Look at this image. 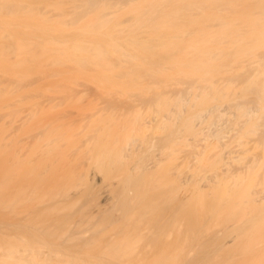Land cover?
Returning a JSON list of instances; mask_svg holds the SVG:
<instances>
[{
  "label": "bare ground",
  "instance_id": "6f19581e",
  "mask_svg": "<svg viewBox=\"0 0 264 264\" xmlns=\"http://www.w3.org/2000/svg\"><path fill=\"white\" fill-rule=\"evenodd\" d=\"M0 208V264H264V0H0Z\"/></svg>",
  "mask_w": 264,
  "mask_h": 264
},
{
  "label": "rangeland",
  "instance_id": "374dc122",
  "mask_svg": "<svg viewBox=\"0 0 264 264\" xmlns=\"http://www.w3.org/2000/svg\"><path fill=\"white\" fill-rule=\"evenodd\" d=\"M89 206V205H88ZM75 207V206H74ZM91 207V206H90ZM73 208V207H72ZM75 208H77V206L75 207ZM88 208V207H87ZM91 208H94V207H91ZM1 209V208H0ZM70 210V209H69ZM72 210V209H71ZM90 210V209H89ZM75 212L77 211V210H74ZM74 211H72V213H71V215H70V213H69V215H67V216H69V217H72L73 216V218H75L74 216L75 215H72L73 213L75 214V212ZM88 211V210H87ZM94 211H95V208H94ZM93 211V212H94ZM9 211H7L6 212V210H0V242L1 243H4V245H5V242H6V240L7 241H12V240H15L16 238L15 237H17V236H19V235H17L19 232L16 230V228H15V224H12L13 223V221H15L16 219V214L15 213H13V212H9ZM66 213H64V215H65ZM78 213L76 212V215H77ZM62 215V214H61ZM97 215V214H96ZM56 216H58V215H56ZM63 216V215H62ZM15 217V218H14ZM15 219V220H14ZM18 233H17V232ZM88 233H89V231H88ZM87 232H86V236H88L89 234H88ZM20 234V233H19ZM15 238V239H14ZM60 242L62 241V240H59ZM13 242V241H12ZM6 243H8V242H6ZM71 243V242H70ZM69 243V244H70ZM65 244H67V243H65ZM0 245H2V244H0ZM77 246V245H76ZM79 246V245H78ZM75 247V246H74ZM73 247V248H74ZM81 247V246H80ZM72 248V249H73ZM77 248V247H76ZM79 248V247H78ZM82 248V247H81Z\"/></svg>",
  "mask_w": 264,
  "mask_h": 264
}]
</instances>
